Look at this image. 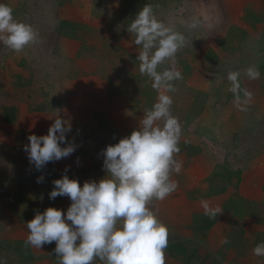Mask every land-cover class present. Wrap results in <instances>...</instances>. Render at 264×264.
Returning <instances> with one entry per match:
<instances>
[{
  "label": "rangeland",
  "instance_id": "obj_1",
  "mask_svg": "<svg viewBox=\"0 0 264 264\" xmlns=\"http://www.w3.org/2000/svg\"><path fill=\"white\" fill-rule=\"evenodd\" d=\"M0 2L6 3L16 11L14 17L17 21L30 24L39 34L37 43L27 46L21 52H15L0 43V264H59V258L54 252L55 242L45 244L41 249L29 246L34 258L26 262H23L13 252L17 248L16 241H26L29 235L27 222L34 219L37 212L43 213L49 207L65 212L62 209V197H57L55 200L49 199V194L54 188L53 181L62 178L65 174L70 179L81 181L80 172H55L50 169V167L53 168L51 162L42 169L43 172H36L37 169L30 163L28 153L24 150V146L29 144L30 135H46L55 118L62 115L56 112L57 106H55L53 97L55 83L61 76L55 74L50 77L51 69L54 67L57 72L68 69L70 77H73L82 74L83 69L87 67L91 74L98 75L101 69V75H104L106 72L103 73V68L107 66L105 63L109 58H114L118 61L116 68L120 67L117 71L120 78L123 79L124 76L135 72L132 77L133 81H131L133 84L131 93L136 91L134 90L135 85L137 87L144 84L139 80L142 78H137L144 77V75L137 69L140 67L138 59L129 57L126 49L124 51L113 47L108 48L109 45L113 46V41L103 39L101 32L96 30L84 33L85 39L81 40V47L76 49L70 57L69 51L67 52L64 48L61 35L71 31L73 26H69V22L60 18L62 11L68 5L78 6L81 3L84 6L93 3L92 7L98 9L104 0H0ZM186 3L183 8L177 7L181 14L180 20L183 21V30L179 24L177 30L186 37L185 46L177 54L190 53V56L192 54V57L200 58L196 62L197 67H202L206 70L205 72L210 73V76L217 77L218 80L214 81V84H217L218 89L222 88L228 92L230 83L227 77L230 71H240L239 79L248 78L244 72L249 66H256L261 73L260 78L253 84L264 86V0L231 1L241 10L239 16L235 17L230 16V11L223 8L229 5V0H188ZM110 7L118 11L123 9L122 6L120 7L119 0H112ZM111 19L119 21L120 30L123 29L124 34L128 32L127 28L132 21L130 16H115ZM170 19V17L162 19L160 17L158 20L170 25L173 24ZM193 22H198V27L190 28L189 25ZM231 22L235 25H231ZM65 23L68 27L64 26ZM61 26L66 29V32L61 31ZM74 29L77 30L75 27ZM209 56L214 59L212 62L215 65L204 67V62L208 65L206 58ZM165 67L168 68V66ZM163 70L164 66L161 65L158 71ZM128 88L120 89L130 91ZM113 90L118 91V88ZM229 94L232 93L229 92ZM231 99L233 97L226 98L223 103L222 96H219L220 106L215 109V112L210 113L215 121L217 120L216 128L209 132L218 134V139L221 141H228V137L230 140L232 136L234 137L236 147L233 151H227L226 147L222 148L221 144L217 147L225 149L224 158L231 165L235 164V155L240 153L238 161L240 165L241 160L247 161L255 153L264 150V93L253 95L247 111H240L236 107L232 113H229L231 110L229 100ZM8 106L17 109L15 124H8L2 120V109ZM223 118L224 121H222ZM221 123L222 127H220ZM230 126H237L234 133H230ZM88 131L72 129L66 139L71 142L74 137L87 136ZM104 133L106 138H109L108 134L111 131L105 130ZM225 134L226 139L223 137ZM100 138L103 137L100 136ZM93 142L96 143V141ZM62 144L64 147L67 146V143ZM238 144L240 146H237ZM82 148L84 147L76 145V151L73 153L75 157L81 156L82 153L79 150ZM90 148L97 149V146L93 147L90 144ZM238 148L240 152L237 153ZM90 157L93 158L94 154L91 153ZM64 159L59 160V170L66 166L65 162L62 163ZM238 166L234 169L236 170ZM253 168L256 169L257 166ZM41 176L44 177L43 182L37 183V178ZM241 176L242 182H239ZM259 179H261L259 171L256 170L252 171V174L237 171L220 172L215 186H222V184L229 183V180H233L235 182L233 186L238 194L246 197L243 200L245 207L257 208L258 202L264 204V189L261 184L255 185L251 181H261ZM242 183L245 184L243 192L241 191ZM256 186L259 190L261 189L258 195L262 197L258 198L256 195L255 199H251L250 189ZM56 201L57 207H55ZM236 205L238 204H230L229 207L236 209ZM198 215L201 217L198 219L200 218V221L203 219L204 224L213 219L205 215V212L198 213ZM181 252L179 257H174L177 264H227L229 260L227 255H225L227 259L221 255L212 256V258L203 256L202 251L194 248L193 244H187L185 250ZM246 263L264 264V260H256V263L251 260Z\"/></svg>",
  "mask_w": 264,
  "mask_h": 264
},
{
  "label": "crops",
  "instance_id": "obj_2",
  "mask_svg": "<svg viewBox=\"0 0 264 264\" xmlns=\"http://www.w3.org/2000/svg\"><path fill=\"white\" fill-rule=\"evenodd\" d=\"M119 1L120 7L123 6L122 0ZM187 1H175L158 12L154 11V14L157 19L170 17L173 24L166 25L170 27L172 25V28L175 27L176 29L180 26L183 30V21L180 20L181 14L177 7L183 8ZM231 1L233 0H229V5L223 8L230 11V16H239L241 10ZM111 3L112 0H104L98 9L92 7L93 3L86 4V6L83 3L78 4V6L68 5L62 11L60 18L69 22L68 25H72L74 30L72 32L71 29L72 34L68 39L62 38L63 42L66 41L64 48L67 52L69 51V57L81 47V40L85 39L84 33L96 30L101 32L103 39L109 42L113 41V46L109 45L108 48L113 47L124 51L126 49L133 58L137 59L140 46L134 43L135 36L128 32L124 34L123 29L120 30L119 21L111 19L115 16L123 17L125 15L124 10H112ZM178 24L179 26H177ZM213 25L216 26V24ZM231 25H235L234 22H231ZM245 25L247 24L245 23ZM117 27L119 28L115 30ZM73 34L75 37H71ZM187 55L177 54L174 61H166L162 65L164 69H166L165 66H168V68L179 70L183 77V79L173 82L176 91L167 93L173 99L172 114L179 119L182 126V136L179 143L181 151L177 159L182 161L183 167L179 174L174 173L172 176V179L178 183V188L166 200L154 201L152 205L159 220L170 229L169 245L175 246L173 250L169 246L166 250L167 264H177L174 257H179V254L182 253L179 248L183 251L187 244H193L194 248H199L203 256L212 258V256L221 255L226 258L225 255H227L229 259L227 264H247L246 261L251 260L256 263V260H264L263 256L258 257L253 254V249L258 244L264 243V204L258 202L257 208L245 207L243 200L246 197L238 194L233 186L235 183L233 180H229V183L222 184V186L216 187L215 185L220 172L237 171L252 174V171L256 170L259 171V177L262 175L264 179V150L255 153L247 161L241 160L240 165L238 164L240 153L237 154L240 152L239 148L237 155H235L236 159H232L235 161L234 165H231L224 158L225 149H221L217 145L221 144L222 148L226 147L227 151H233V148L236 147L234 146L236 141L233 136L231 140L228 137V141H221L215 132L210 134L209 131H214L215 124H217V120L215 121L210 113L215 112V109L220 106L219 96H222L223 103H225L226 98L230 97L229 91L227 92L222 88L218 89L217 84H214V81L218 80L217 77L215 75L210 76V73L205 72L204 68L197 67L196 62L200 58L192 57L190 53ZM206 61H208V65L204 62V67L215 65L212 58H206ZM117 63L118 61H115L114 58H109L108 62L105 63L107 66L103 68V73L106 72L104 75H101V69L98 75L91 74L87 67L83 69L82 74L73 77H70L68 69L57 72V69L53 67L49 75L50 77L55 76V74L61 76L55 83L53 94L55 106H57L55 110L58 114H62L58 118L70 120L73 130H89L87 136L74 137L71 141L75 145L84 147L79 150L82 153L81 156L75 157V154H72L65 158L62 163L65 162L66 166L60 170L59 161L51 162L53 168L50 167V169L55 172H65L67 168V172H80L81 187L85 181L95 180L99 182L106 177L107 173L103 170L104 156L102 151L108 145L118 143L120 139L130 136L134 130L138 129L144 112L150 110L157 102L158 92L153 89L150 78L143 85L137 87L135 85L134 90L136 91L131 93L133 89L131 81H133L132 77L135 72L124 76L122 79L117 74L120 68H116ZM125 87H129L130 91L120 89ZM114 88H118V91L113 90ZM252 93L256 96L264 93V91L259 90ZM229 101V108H231L229 113H232L236 108L234 98ZM221 107L224 106L221 105ZM95 112L103 113L107 120L100 122ZM236 125L238 126V124ZM237 126H230V133H234ZM220 127H222V123ZM105 130L111 131L108 134L109 138H106ZM94 131L95 133H93ZM223 137L226 139V134ZM90 144L93 147L97 146V149L90 148ZM61 146L64 147V144ZM91 153L94 154L93 158L90 157ZM83 160L85 162L81 163ZM75 166L78 168H74ZM235 166H238L236 170L234 169ZM254 166L257 168H253ZM45 170L47 169L45 168ZM36 172L43 171L37 170ZM242 184L241 191L243 192L245 184ZM205 203L210 208L219 209V211L213 218L214 221L212 219L204 224L203 219L200 221L201 217L198 213L205 212ZM235 203L242 205L239 210H243L244 215L237 216L233 213V209L229 206ZM61 204L66 215L71 200L68 197H62ZM55 207H57V201ZM198 217L200 218L198 219ZM176 250L178 251L175 256ZM95 264H102V262L97 260Z\"/></svg>",
  "mask_w": 264,
  "mask_h": 264
},
{
  "label": "clouds",
  "instance_id": "obj_3",
  "mask_svg": "<svg viewBox=\"0 0 264 264\" xmlns=\"http://www.w3.org/2000/svg\"><path fill=\"white\" fill-rule=\"evenodd\" d=\"M189 27H198V22ZM127 31L140 46L139 70L152 80L157 102L144 112L138 129L102 151L105 178L85 181L82 187L79 180L67 174L53 181L49 199L68 197L71 204L66 215L61 209L49 207L27 222L25 244L41 249L55 242L59 264H95L97 260L102 264H167L170 229L159 220L152 205L166 200L178 188L172 176L183 167L177 159L182 126L172 114L173 99L167 93L175 92L173 82L183 77L174 68L158 69L166 61H174L186 37L158 20L150 5L139 11ZM38 38L30 24L17 21L13 9L0 3V43L21 52ZM244 74L250 80H258L261 75L256 66H249ZM240 75L238 70L228 73V91L233 93L237 109L247 111L253 93L241 88ZM71 130V121L59 117L46 135H30L29 144L24 146L30 163L39 171L49 162L72 155L76 145L66 139ZM62 143L67 146L62 147ZM43 180V176L38 177L37 183ZM204 208L210 218L219 211L207 203ZM253 254L264 256V243L258 244Z\"/></svg>",
  "mask_w": 264,
  "mask_h": 264
},
{
  "label": "trees",
  "instance_id": "obj_4",
  "mask_svg": "<svg viewBox=\"0 0 264 264\" xmlns=\"http://www.w3.org/2000/svg\"><path fill=\"white\" fill-rule=\"evenodd\" d=\"M175 1L180 2V0H122V2H123V6L122 7H123V10H124L125 16H127V17L130 16L132 18V21H133L136 18V16L139 13V11H141L146 5L152 6L153 11L158 12L163 7H165V6L167 7V6H169L170 4H172ZM0 3H2V2H0ZM13 15H16V11L15 10H13ZM65 26L68 27L67 24H65ZM173 29L178 32V30L176 28H173ZM63 31L66 32V29H63ZM72 32H74L73 29H72ZM71 34H72L71 31H69V32H66L65 34H63L62 37H63V39H68ZM71 37H75V34H73V36H71ZM65 42L66 41H64L63 44ZM128 56L131 57L132 55L128 54ZM138 69H140V67H138ZM137 78H142V79H139V80L141 81V83L145 84L149 77L147 75H144V77H137ZM254 81L255 80H250L249 78L240 79L241 88L242 89H247L249 91L251 90L252 92L253 91L257 92L259 90L264 91V86H260V85L257 86V84L256 85L253 84ZM256 87H258V89ZM230 97L234 98L233 93L230 94ZM241 98H244L243 97V92H241ZM16 113H17V109L15 107H11V106L5 107V108L2 109V120L4 122L8 123V124H15L16 118H17ZM95 115L99 119L100 122H105L107 120L103 113L95 112ZM260 178L261 179H259V180H261V181L252 180L251 183L255 184V185L261 184L262 185V189H264V181H263L262 175L260 176ZM239 181H242V177L239 178ZM257 191H259V192H257ZM258 193H261V189L259 190L258 186L254 187V188H251L250 189V198L251 199H253V198L255 199L256 195H258ZM259 197L261 198L262 196L258 195V198ZM241 206H242L241 204H238V207L236 205V209L232 210L233 213H235L237 216L238 215L239 216L244 215V211L243 210H239V208H241ZM213 221H212V224H213ZM16 244H17L16 245L17 248H15L14 251H13L14 254H16V256H18L20 259H22L23 262L33 260L34 257H33L32 253H31V250H30L29 246H27L25 244V242L16 241ZM169 248L173 250V249H175V246L173 247V245L170 244ZM179 249L182 251L181 248H179Z\"/></svg>",
  "mask_w": 264,
  "mask_h": 264
}]
</instances>
